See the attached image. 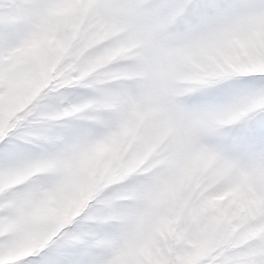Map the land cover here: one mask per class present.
<instances>
[{"label": "snow or ice", "instance_id": "6c2138e0", "mask_svg": "<svg viewBox=\"0 0 264 264\" xmlns=\"http://www.w3.org/2000/svg\"><path fill=\"white\" fill-rule=\"evenodd\" d=\"M0 264H264V0H0Z\"/></svg>", "mask_w": 264, "mask_h": 264}]
</instances>
